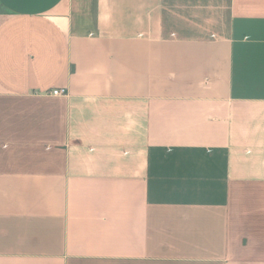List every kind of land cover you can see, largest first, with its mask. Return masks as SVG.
Segmentation results:
<instances>
[{
  "label": "crops",
  "instance_id": "obj_1",
  "mask_svg": "<svg viewBox=\"0 0 264 264\" xmlns=\"http://www.w3.org/2000/svg\"><path fill=\"white\" fill-rule=\"evenodd\" d=\"M0 264H264V0H0Z\"/></svg>",
  "mask_w": 264,
  "mask_h": 264
},
{
  "label": "built area",
  "instance_id": "obj_2",
  "mask_svg": "<svg viewBox=\"0 0 264 264\" xmlns=\"http://www.w3.org/2000/svg\"><path fill=\"white\" fill-rule=\"evenodd\" d=\"M66 90L64 88L54 89L52 90V94L54 95H62L65 94Z\"/></svg>",
  "mask_w": 264,
  "mask_h": 264
}]
</instances>
